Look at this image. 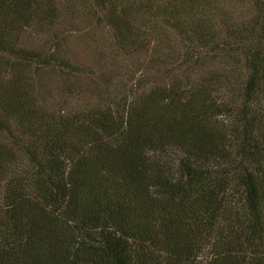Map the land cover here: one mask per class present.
Segmentation results:
<instances>
[{"label": "trees", "instance_id": "obj_1", "mask_svg": "<svg viewBox=\"0 0 264 264\" xmlns=\"http://www.w3.org/2000/svg\"><path fill=\"white\" fill-rule=\"evenodd\" d=\"M0 264H264V0H0Z\"/></svg>", "mask_w": 264, "mask_h": 264}]
</instances>
